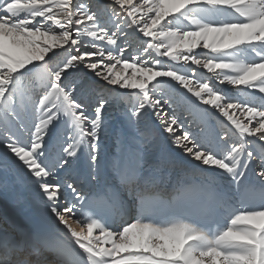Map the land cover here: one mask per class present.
I'll return each instance as SVG.
<instances>
[{
  "label": "snow or ice",
  "instance_id": "obj_1",
  "mask_svg": "<svg viewBox=\"0 0 264 264\" xmlns=\"http://www.w3.org/2000/svg\"><path fill=\"white\" fill-rule=\"evenodd\" d=\"M19 187L0 264H264V0H0Z\"/></svg>",
  "mask_w": 264,
  "mask_h": 264
},
{
  "label": "bare ground",
  "instance_id": "obj_2",
  "mask_svg": "<svg viewBox=\"0 0 264 264\" xmlns=\"http://www.w3.org/2000/svg\"><path fill=\"white\" fill-rule=\"evenodd\" d=\"M21 188V187H20ZM22 190V188H21ZM26 192H30L29 194H27ZM25 195L28 197V199L25 198ZM11 196V199L14 201V202H17V205H25L27 204L28 202L31 203L35 208L38 209V212L39 214H37V218L35 216L36 219H39L42 215H43V208L42 206L40 205L39 203V199L38 197L36 196L34 190L32 189H29V188H25V193H23V195H16L19 197V199H16L14 198L13 194H10ZM8 196V197H10ZM24 196V197H23ZM8 197H4L3 201L6 200ZM2 206V204L0 205V207ZM21 207V206H20ZM27 208V207H26Z\"/></svg>",
  "mask_w": 264,
  "mask_h": 264
},
{
  "label": "rangeland",
  "instance_id": "obj_3",
  "mask_svg": "<svg viewBox=\"0 0 264 264\" xmlns=\"http://www.w3.org/2000/svg\"><path fill=\"white\" fill-rule=\"evenodd\" d=\"M232 94H233V95L236 94L235 90H233V93H232ZM111 117H112L114 123L119 124V113H118V112L113 111V112L111 113ZM106 143L108 144V147L111 148V140L107 141ZM19 190H20V191H19ZM26 193L29 194L30 192H29V193L26 192ZM10 194H12V193H9V194H7V195H10ZM16 195H23V192H22V190H21L20 187L16 189ZM4 197H5V196L2 197V200L4 199ZM15 205H16V208H17V209H20V210L23 209L24 211H25L26 207H27V209L31 208V210L34 211V217L36 216V218H37V214H39L38 209L35 208V207H34L31 203H29V202H28L27 204H25V205H19V206H18L17 203H16ZM20 206H21V207H20Z\"/></svg>",
  "mask_w": 264,
  "mask_h": 264
}]
</instances>
